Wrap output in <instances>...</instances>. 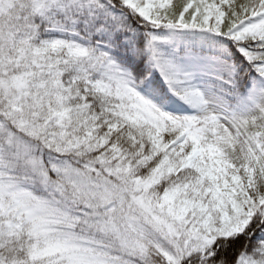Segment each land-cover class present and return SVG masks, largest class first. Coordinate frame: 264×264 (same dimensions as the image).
Instances as JSON below:
<instances>
[{
    "label": "snow or ice",
    "instance_id": "obj_1",
    "mask_svg": "<svg viewBox=\"0 0 264 264\" xmlns=\"http://www.w3.org/2000/svg\"><path fill=\"white\" fill-rule=\"evenodd\" d=\"M116 12L143 23L197 114L160 110L91 39L141 54L115 39L128 31ZM63 26L87 43L44 38ZM161 27L223 37L264 81V0H0V264H264V239L252 255L217 251L264 225V87L246 97L239 73L206 99L157 49L147 29ZM194 43L174 50L216 59Z\"/></svg>",
    "mask_w": 264,
    "mask_h": 264
},
{
    "label": "trees",
    "instance_id": "obj_2",
    "mask_svg": "<svg viewBox=\"0 0 264 264\" xmlns=\"http://www.w3.org/2000/svg\"><path fill=\"white\" fill-rule=\"evenodd\" d=\"M116 15L119 16L122 22L127 25L128 31L117 33L115 39H118L121 44L125 45L134 42L135 46L143 50L145 43H148L143 23H137V18L134 17L131 13L125 15L116 12ZM147 31L157 37L154 43L157 49L163 54V58L168 59L169 51L159 43V40L167 35V30H154L153 28H149L147 29ZM43 36L44 38H51V36L46 33H44ZM207 42H209L215 49L223 50L226 52V54L229 55V59L236 67L235 75L239 73H246V83L244 87V95L246 97L254 95L257 90H259L261 87H264V81H262L258 74L250 68L248 62L243 60V57L240 55V53L235 51V48L230 41L225 43L223 37H218L214 34H210L207 37ZM128 57H130V59ZM124 59L128 66L132 69L134 75L139 80V83L134 86V89L138 93L152 100L153 102L162 105L168 112H172L178 116L183 117L193 115V112L187 106L186 102L175 96L169 90L167 84H164L156 76V74L150 73L145 68V57H143L141 54L138 57L131 56L130 53H128V56L125 55ZM240 61H243V64H241ZM142 80L143 82H141ZM226 87L227 86H219V88L221 89H225ZM154 91L160 95H163L165 99H163V101L157 99L154 95L151 94ZM237 108L239 112L246 114L252 109V104L251 102H245L237 105ZM34 190L38 194L42 192V190L38 187ZM262 229H264V225L258 226L250 222L249 225L245 228L244 232L238 233L237 235L229 238V241L226 242L228 245L227 247L225 245H221L220 248L217 249V251L219 252L221 249H223L225 254L231 257L237 256L240 253H244L245 255H252L253 242H255L257 238L264 239V232H262ZM249 231L250 235H245V233Z\"/></svg>",
    "mask_w": 264,
    "mask_h": 264
},
{
    "label": "rangeland",
    "instance_id": "obj_3",
    "mask_svg": "<svg viewBox=\"0 0 264 264\" xmlns=\"http://www.w3.org/2000/svg\"><path fill=\"white\" fill-rule=\"evenodd\" d=\"M56 23H61L57 21ZM154 30H161L164 28H153ZM167 30V35L159 40V43L165 47L169 51V60L171 63L179 67L182 71L192 72L193 79L190 81L191 84H194L195 87L201 92V94L206 98L213 97L222 90L219 86H227L226 84L221 82V78L230 77L235 75L236 67L229 59V55L226 54L223 50H217L212 45L207 42V37L209 34L207 33H199L198 30ZM196 32L197 35L193 36L190 33ZM50 35L51 38H61V39H73L78 43L86 44L87 41L81 40L79 36L73 35L71 31L66 30V26L63 27H53L49 31L45 32ZM83 35V33H81ZM93 41L99 40L102 42L101 50L108 51L112 56L114 62L119 67L122 74H124L127 79L128 76L131 77V82L129 86H136L139 83L138 78L134 75L132 69L126 63L124 56L125 54L116 47H104L103 42L109 40L107 34L97 33L91 37ZM177 40L187 41V42H195L194 47L198 48V50L204 55H210L216 57V59H204L199 61H189L182 55H178L175 48V42ZM146 43L144 45V49L141 52V55L146 58L145 68L150 72L156 74V76L165 83L163 76L159 69L154 66V62L150 58L149 51L146 49ZM137 47V46H136ZM139 48V47H137ZM131 55V53H130ZM196 80V81H195ZM194 81V83H193ZM140 94V93H138ZM141 95V94H140ZM142 96V95H141ZM146 98L145 96H143ZM148 99V98H146ZM152 102L150 99H148ZM155 106L160 108V110L170 114L178 116L172 112H168L163 106L160 104L152 102ZM187 104V103H186ZM190 110L194 114H197L198 109L192 107L187 104ZM238 110V108H237ZM239 111V110H238ZM237 235V234H235Z\"/></svg>",
    "mask_w": 264,
    "mask_h": 264
}]
</instances>
